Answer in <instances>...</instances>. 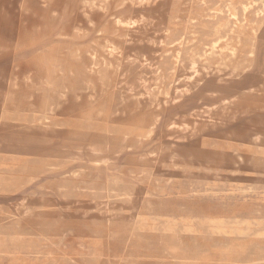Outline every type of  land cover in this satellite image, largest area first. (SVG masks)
Listing matches in <instances>:
<instances>
[{
  "label": "rangeland",
  "instance_id": "374dc122",
  "mask_svg": "<svg viewBox=\"0 0 264 264\" xmlns=\"http://www.w3.org/2000/svg\"><path fill=\"white\" fill-rule=\"evenodd\" d=\"M90 1L71 8L68 33L71 9L30 22L21 1L5 0L0 13L17 32L0 55V264H264V8L256 1L246 10L255 33L239 34L243 53L218 63L214 35L203 47L182 26L162 24L189 0H94L95 25L85 15ZM162 1L174 12L156 7ZM115 18L143 25L131 30ZM79 19L87 30L78 32ZM99 35L111 46H95L102 93L48 90L53 76L41 71L69 62L52 47H89ZM221 36L235 37L228 28ZM49 103L52 118L77 122L80 139L34 127ZM122 190L130 196L109 198ZM146 200L168 203L170 214L142 216Z\"/></svg>",
  "mask_w": 264,
  "mask_h": 264
},
{
  "label": "bare ground",
  "instance_id": "6f19581e",
  "mask_svg": "<svg viewBox=\"0 0 264 264\" xmlns=\"http://www.w3.org/2000/svg\"><path fill=\"white\" fill-rule=\"evenodd\" d=\"M20 1L22 3L19 4L20 5L19 9L22 10V12L28 13V15H26V16L30 22H34V20H35V19L30 20L31 15L36 16V17L39 16L40 18H43L45 21L50 20L51 22L54 21L55 19H57L58 17H61V19H63V18H65V13L69 9L73 8L74 6L76 7V3H77V0H75L74 2H71V0H18V2H20ZM40 1H42V6H44V7L37 9L36 8L37 4H39ZM93 1L88 2V4L85 3V7H84L86 10L85 13L88 14V11L93 10L94 5L97 6L96 4H93ZM129 1H131V0H129ZM206 1L207 0H189L188 2H182L181 3L182 7L177 9V12H176L177 16L172 20H169V19H166L165 17H162V19H163L162 24L168 29L169 28L180 29V27L182 26V30L186 32L188 37L190 39H192V38L200 39L202 44H203L202 45L203 47L205 46L204 40L207 37V35L208 34L214 35L215 39L209 44L210 45L209 54L210 53L217 54L218 57L220 58L219 61H217V62L223 63L225 61L230 60V58L233 57L237 51L240 54L243 53L244 48L242 46V43H241L242 41H241L239 34H244L247 38L251 39V37L255 33L253 28H252L253 24L251 25L249 23H246V24L243 23L244 21L247 22L246 10L250 7V5H252L256 1H258L261 4L262 8H264V0H214L213 2L215 3V6L212 7L211 9H207V7H205ZM3 2H4V4H3ZM162 2H164V1H162ZM170 2H173V1L170 0ZM170 2L168 3V1H167V2H164L161 4L158 2V3H156L157 4L156 7L157 6L160 7L162 10H164L165 13L174 12L168 6V4L173 5V3H170ZM0 3H1L0 13H3V10L6 9L5 0H0ZM178 7H180V3L178 5ZM153 9H154V7H153ZM74 10L75 9H71L68 16H66V18H67L66 22L61 27L62 31H63L62 33H68L69 30L71 29L73 22H74V18L72 19L70 16ZM237 10L241 11V13H242L241 16H237L238 15L236 12ZM210 12H213V13L210 14ZM214 12L215 13H222V12L225 13V17L228 20L227 24L222 25V24H219V22H215V20H213V19L216 16V14ZM87 14H85L87 16V21L89 23H93V25H95V22H97V21H94V18L89 14H88L89 15L88 16ZM68 18H69V20H68ZM175 19H177V20L174 22ZM96 20H97V18H96ZM114 20H115L114 24H116L118 26H120L121 24H123V25L125 24L128 26L127 28H129L131 30L142 28V25H143L140 18H129L126 20H121V19L115 18ZM79 22H80V27H82V30L79 29L78 32H82L86 29L85 22L83 20H80V19H79ZM0 24L4 26V28H2V29H3V31H5L4 35L0 36V55H1L3 53L7 52L8 50L10 51V49L15 47L16 44H15V42H13V40L16 39L17 32L15 30V26L13 27V24L8 23V19H7L5 14L1 15ZM32 26H33V24H32ZM224 28H228L229 31L235 35V37H231V36L230 37H228V36L222 37L221 35H222V32L224 31ZM92 29L93 28L88 29V31L92 30ZM165 34L167 35V33H165ZM165 34L161 38H167V37L170 38V36H165ZM77 35L80 36L79 34H77ZM151 36L153 37V35H151ZM157 38L158 37L156 34L155 39H157ZM163 41L164 40L162 39V42ZM100 42H101V44H100ZM105 42H107V41H105L104 37L99 35L92 42V44L89 45V47H87V46L78 47V48H75L74 50L68 51L69 53L65 49H63V52H62V50L58 51L57 48L52 47L51 50L54 53L57 52L59 55L64 54L62 57V60L59 61L60 63L62 61H64L63 63H65L66 60H68L69 62H67L64 67H60L58 69L57 68L53 69L51 72L49 70L41 71V74H44V75L50 74L53 76V79L48 81V83H46V85H45V86H47L48 90H52L54 92L60 91L59 97H65L66 95L67 96H73L77 93L76 91L79 89L82 91L83 90H90L92 92V94L93 93H95V94L102 93V91L107 87V84H106V81L104 80L103 76H100L101 72L98 69V67L95 68L97 65L100 64L99 62H101L99 60L100 59V53H99L100 51L95 46L96 45H98V46L103 45L102 48L105 47L106 49L111 47L109 45H104ZM115 42H116V40H115ZM102 43H104V44H102ZM240 46H242V47H240ZM205 53L208 54L207 51L204 52V55H205ZM248 53H250V52L248 51ZM85 57H87V58H85ZM76 59H78V62L75 61ZM143 59H144V56H143ZM129 60H131V59H129ZM145 60L147 61L148 59H145ZM190 60L192 62L191 63L192 65H194L196 63L195 62V54L190 56ZM59 65H61V64H59ZM102 67H103V64H102ZM105 68L107 69V67H105ZM109 70H111V69H109ZM117 71H116V73H117ZM263 73H264V71H263ZM81 76H82V80H81V82H79L77 79H80ZM70 77H75L77 79L72 80V79H70ZM177 80L178 81L181 80L180 76L178 77ZM183 82H190V80H189V78H186V79L182 78V83ZM13 86H15V85H13ZM239 86H240V84H239ZM127 93H128V91H127ZM118 103H120V102H118ZM5 104H6V99L4 98L0 104V110H1L0 111V118L1 119L3 118V114L5 113V110H6L4 107ZM51 108H53L52 103H49L47 105L46 110H44V114L39 119L34 118L32 120V122L34 123L33 124L34 127L48 128V127L52 126V127L57 128V131H56L57 134H60V136L62 135L63 138H65L67 140H78V139H80L82 136H80L79 133L80 134H83V133H82V131L78 130L77 122H72V121L66 120V119L65 120H62V119L59 120L58 118L54 119L56 117L52 118V115H48L49 109H51ZM119 110H120V107L117 108V110H116L118 112L114 111V113H119ZM22 121H23V125H26L29 123L28 118L23 117ZM153 128L154 127H152V129ZM216 131H218V130H216ZM43 133L48 134L46 131ZM123 136H125V135H123ZM87 140H88V138H87ZM87 140H86V142H87ZM104 143H105V140H104ZM62 188H66V187H62ZM115 193H117V192H115ZM106 196H108L107 193H106ZM109 196H108L109 198H111L112 196H115L117 198L123 199V198L129 197L130 194L128 191L122 190V191H119V194H117V195H111L110 194ZM168 206H169L168 203H164V205H160L154 201L146 200L144 203L143 209L139 210V213L142 216L144 214L146 216L151 214L154 216L153 217L154 219H157V218L162 217L161 214H166V213L170 214ZM124 215L126 216V214H124ZM187 229H189V228H187ZM106 235H107V233H106ZM75 254H78V253H75ZM93 256H95V255H93ZM51 257H54V256H51ZM99 257H101V255ZM45 258H46V256H45ZM58 258H60V257H58ZM67 260H69V259H67ZM61 262H62V260H61ZM69 262H70V260H69ZM34 263H36V262H34Z\"/></svg>",
  "mask_w": 264,
  "mask_h": 264
}]
</instances>
